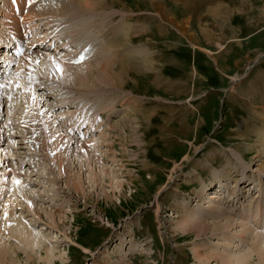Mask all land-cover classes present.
Returning <instances> with one entry per match:
<instances>
[{"label":"rangeland","instance_id":"1","mask_svg":"<svg viewBox=\"0 0 264 264\" xmlns=\"http://www.w3.org/2000/svg\"><path fill=\"white\" fill-rule=\"evenodd\" d=\"M19 1L21 12L15 8L19 19L16 21L33 22L35 32L27 34L26 40L27 26L17 24L20 30L16 31L18 34L23 31L26 46L11 57V74L0 78V84H6L4 79L8 78L12 88L7 90L0 85L3 90L0 176L5 175L11 187L2 196V203L13 194L16 185L12 181L17 168L20 178H26L23 184L28 196L33 190V196L37 192L38 199L45 200L50 195L51 201L37 200V205L34 201L35 211H28L23 196L16 197L27 225L45 235L47 241L51 239L52 250L59 257L54 264H108L109 259L117 264L123 256L120 253L126 251L129 253L124 259L133 264H196L193 248L200 244L207 247L216 241L225 242L226 252L237 261L252 241L242 239L245 227L238 223L242 221L247 227L253 224H247L248 220L243 221L239 216L250 212L246 205L254 206L253 215L259 202L260 206L264 205V145H260L264 137L258 142L256 134L264 129V0H102L98 10H82L80 16L86 17L81 22L88 25L85 32L76 33L78 27L73 24L76 42L72 43L68 40L71 29L65 33L68 21L64 16L44 15L42 20L40 16H32L35 7L40 14L45 13L43 2L48 0ZM56 1L49 7L53 12L60 5ZM3 3H7L4 6L7 14L0 15V27L5 21L6 33L2 34L6 35L12 31L10 26L15 25L10 15L14 12L11 0H0V5ZM25 16L28 21L23 19ZM114 32H117L114 44L121 47L110 61L115 62L112 66L115 73H124L122 86L111 85L110 90L107 82H103V86L87 90H75V87L60 90L55 72L44 67L47 58L74 62L75 56L71 54L76 45L80 48V39L89 50L87 54L94 56L100 52H95L96 46L107 45ZM81 34L83 38H79ZM125 35L132 37V42L123 47L119 42ZM29 43L34 44L27 48ZM3 49L0 57L5 56ZM132 49L135 54H130ZM111 54L106 55V61ZM35 55H41L44 60L31 71L26 62ZM83 58L76 56L81 61L75 63H83ZM95 76L91 81H95ZM27 92H34L43 102L47 131L42 138L46 145L42 144L41 153L31 151L30 147L20 148L23 145L19 143L27 140L22 127L3 125L11 116L21 121L30 108L38 110V103L29 99ZM130 100L136 105L133 109L141 107L143 112L131 113ZM123 118L125 122H121ZM114 125L120 128L116 132L112 130ZM86 148L91 151L90 156L86 155ZM35 152L39 165L32 163L31 154ZM257 155L262 160L257 161ZM61 165L67 166L68 171ZM37 172L43 176L49 172L50 183L39 175L33 176ZM80 180L84 190L75 188ZM116 180L122 187L117 189ZM219 185L224 188L220 189ZM219 189L226 200L225 204L216 205L209 193L220 192ZM236 194L239 201L229 202L237 198ZM177 200L185 206L182 208L185 213H198L200 218L213 206L225 208L229 211L226 216L232 217L237 226L227 231V239L221 235L209 240L204 233V237H197L194 233L177 231L181 219L174 217ZM5 207L6 204L0 206L1 215ZM36 210L37 214L41 212L39 217ZM46 210L57 219V215L64 216L53 224ZM225 222L222 219V224ZM256 232L264 235L262 228ZM120 237L125 241L123 247L116 246L121 242ZM12 243L16 244L13 240ZM218 246L215 250L221 249ZM9 248L17 254L7 259V264H47L42 258L45 247ZM256 254H252L251 262L260 264Z\"/></svg>","mask_w":264,"mask_h":264},{"label":"bare ground","instance_id":"2","mask_svg":"<svg viewBox=\"0 0 264 264\" xmlns=\"http://www.w3.org/2000/svg\"><path fill=\"white\" fill-rule=\"evenodd\" d=\"M50 1V2H48ZM48 1H45L43 2L45 7L44 9L46 10L45 13H39L38 11H36V7L33 8L35 9L34 12H31L33 15L32 16H40L41 17V20L44 19V15L45 16H49L52 15V16H55L53 14H58L59 17L61 16H64L65 19H67L66 23H68L65 27H66V32L67 33V30L68 29H71V32H68V35H71L68 40H70V42H76V39L74 38V34H73V24L76 23L74 26L78 27L77 29H75L74 31H76V33L78 32H85V24L88 23H83L81 22V19L84 20L83 17H86V16H80L81 15V12L82 10H87V11H96L99 9V6L101 4L100 1L102 0H57L56 2L54 3H57V2H60V5L58 6V8L55 10V12H53L52 8H49L51 7V4L53 3V0H48ZM5 2H8V0H5ZM12 2V6H13V14H10V15H13V19H12V23H14L15 25H11L10 28H11V33H7L6 35H3L2 33L5 32V29H6V22L5 21H2V24L3 25L2 27H0V49H4L3 50H6L4 51L5 52V56L3 54V56L0 57V72H4V73H7L8 70H10L11 68V63H12V58L13 57V53H12V50H10V48H12V45H14V47H17L18 45V49H21L23 48V38H22V34L21 32L19 31V35L16 31V29L18 28L17 24H20L18 21H16V18L18 19V15L16 14L17 11L15 8H17L19 11L18 13L21 12V7H20V1L19 0H11ZM30 1H28V5L30 6ZM7 5V3H3L2 5H0V15H5L7 9L4 8V6ZM23 6V10H24V4L22 5ZM26 6V5H25ZM98 6V7H97ZM32 7V6H30ZM29 7L30 11L31 8ZM34 7V6H33ZM38 10V9H37ZM79 11V12H78ZM7 14V13H6ZM29 14V13H28ZM79 15V16H78ZM84 15V13L82 14ZM67 16H69V18H67ZM43 17V18H42ZM56 17H58L56 15ZM82 17V18H80ZM26 16L23 17L24 20L28 21ZM74 18V19H73ZM38 19V18H37ZM58 19V18H57ZM19 20V19H18ZM56 20V18H55ZM59 20V19H58ZM87 20V19H85ZM24 22V21H23ZM51 23H52V20H51ZM9 25V24H8ZM14 27V29H13ZM49 28H51V25L49 26ZM74 27V28H75ZM48 28V29H49ZM116 28V27H115ZM19 29V28H18ZM20 30V29H19ZM53 30V29H52ZM88 30V28L86 29ZM6 33V32H5ZM117 32H114L113 35L111 36V39L110 41L108 42L107 45H104L103 47H101V45H97L96 48H95V52L96 51H100V52H96V54L94 56H91L90 54H87V52L89 50H87L88 48H84V42L82 39H80L79 41V45H80V48L78 45L77 48L74 49L73 51V54H71L72 56H75L74 58V62H72V60H68V59H61L59 61H55L53 58L50 59V58H47V61L44 63V67H48L49 70L51 72H55V78L57 79L59 83L58 87L59 89L61 90H73V87H75L74 89L76 90H87L89 88H97L98 86H103L104 83L103 82H107L106 85H108L107 89H110L109 86H122V83L123 82V77H124V73H115L114 72V68H112V66L114 65L115 62H111L113 58L116 57V53L115 51H117L118 47L120 48L121 45H119L118 43L115 45L114 43H116V35ZM14 35L16 36L15 38L16 39H12V37L10 35ZM62 34V33H61ZM60 34V35H61ZM76 35V34H75ZM78 35V34H77ZM9 36V39L7 38ZM84 37V36H83ZM82 37V34H81V37L79 38H83ZM89 37V36H88ZM129 35H125V38L124 40H122L121 43L123 47L129 45L132 40V37H130ZM98 38V37H97ZM14 40V42H13ZM11 42V46H8V43ZM36 42V41H35ZM34 42V43H35ZM87 42H90L89 40ZM34 43H29V47H32V44ZM58 43V42H57ZM94 43V42H93ZM96 44V43H95ZM93 44V45H95ZM10 45V44H9ZM65 46V44H61L60 46ZM20 46V48H19ZM38 46V45H37ZM73 47V44L71 45ZM91 46V45H90ZM80 49V50H79ZM126 49V48H125ZM87 50V52H86ZM109 50L111 52H113L112 54L109 52ZM94 52V50H93ZM107 52L109 54H107ZM120 53V51H119ZM134 53L133 49H132V52H130V54ZM112 55L110 56L109 60L106 61V55ZM129 54V56H130ZM78 55H83L84 58H83V63H75L76 61H81V60H77L76 59V56ZM44 57V56H43ZM113 57V58H112ZM132 57V55H131ZM24 58V57H23ZM41 58V59H40ZM104 61H103V60ZM41 60H44L42 59L41 55H35V56H32L30 59H28V61L26 62L27 66L29 69H31V71H34L35 68L37 67V65L40 63ZM50 60V61H48ZM111 60V61H110ZM114 61V60H113ZM37 63V64H36ZM24 65V64H23ZM115 67V66H114ZM58 69H61L62 71H59ZM124 70V69H123ZM49 71V72H50ZM36 72V71H35ZM32 74V73H31ZM46 74V73H45ZM53 74V73H52ZM41 75V74H40ZM43 75V74H42ZM48 75V74H47ZM47 75H45L47 77ZM93 75H96L95 77V81H91L92 79V76ZM4 77V76H3ZM27 77V76H26ZM45 77V78H46ZM41 78V77H40ZM4 80H7V83L6 84H0L2 87L4 86L7 90H12V88H10V81L8 80V78L4 79ZM29 80V79H28ZM50 80V79H49ZM67 82H66V81ZM80 80H84L86 81L87 84H84V82H81ZM69 81V82H68ZM97 81L100 82L99 83H96ZM30 82V81H29ZM51 82V81H50ZM92 82V83H91ZM95 82V83H94ZM103 83V84H102ZM256 83V82H255ZM99 84V85H98ZM0 86V87H1ZM42 86V85H41ZM2 87L0 88V99L2 98L3 94H2ZM99 87V89H100ZM117 87H115L117 89ZM40 88V87H39ZM86 88V89H85ZM112 88V87H111ZM98 89V90H99ZM104 90V89H103ZM111 90V89H110ZM105 91V90H104ZM108 91V90H106ZM24 93V90L21 91ZM97 92V91H95ZM99 92V91H98ZM97 92V93H98ZM14 93V92H13ZM65 93V92H64ZM69 93V92H68ZM82 93V92H81ZM27 94H30L29 97L26 96V94H24V98L25 100L27 101V97L29 99H31L32 101H35L38 103V110L33 107V108H30L31 111L27 112L24 116V118L21 120V121H17V119L15 117H10L9 120H5V122H3V125H4V128H10V127H15L16 125L17 126H20L22 127L23 129L21 130V132L23 133V137L26 140V142L24 144H21V142L19 143L20 145H23L21 146L20 148H29L30 147V150L31 151H36V152H42V144L46 145V142L42 140L43 138V135L46 134V123H45V115L43 116V113H44V109H42V105H43V102H41V99L39 98V96L37 97L36 94L34 92H27ZM85 94V93H84ZM88 94V93H87ZM90 94V92H89ZM6 95H8V93H6ZM67 91H66V95L65 97L67 96ZM83 95V94H82ZM86 95V94H85ZM108 95V93H107ZM9 96H11V94L9 93ZM92 96V95H91ZM110 96V95H109ZM63 98V99H66V98ZM69 97V96H68ZM67 99H70L68 98ZM100 97V96H99ZM84 98V97H83ZM86 98V96H85ZM84 98V99H85ZM88 98V97H87ZM74 99V97H73ZM83 99V102H85ZM45 100V99H44ZM72 100V99H71ZM91 100V99H90ZM99 100V99H98ZM2 101V100H1ZM46 101V100H45ZM74 101V100H73ZM72 101V102H73ZM3 102V101H2ZM87 102V101H86ZM111 103V102H110ZM129 105H130V111L131 113L135 112V113H140V112H143V109L140 107V108H136V109H133L132 107L133 106H136V105H132V100H130L129 102ZM51 106V104H50ZM110 106V105H109ZM47 109V107H46ZM42 110V112L40 111ZM146 111V109H145ZM9 114H11V111H10V108H9ZM45 114V113H44ZM87 116V115H86ZM86 118V117H85ZM130 118V117H129ZM141 118V117H140ZM0 119H1V116H0ZM8 119V118H7ZM139 119V118H137ZM2 120V119H1ZM87 120V119H86ZM126 118H123V121L121 122H125ZM264 120V119H263ZM128 121V120H127ZM130 121V120H129ZM133 122V121H132ZM2 124V123H1ZM58 124V123H56ZM263 124V123H262ZM127 125V124H126ZM130 125V124H129ZM127 127V126H126ZM126 127H123L127 130ZM132 128V126H131ZM110 129V128H109ZM120 128L118 127V125H114L113 126V131L115 130V132L117 130H119ZM257 134V137H258V142L261 138L264 137V129H259V132L256 133ZM13 135V134H11ZM21 136V135H19ZM120 136V135H118ZM63 138H66V141H69L71 140L70 137H63ZM73 141V140H72ZM74 142V141H73ZM260 145H264V140H260ZM15 145V143H14ZM34 145V146H33ZM16 146V145H15ZM33 146V147H32ZM48 149V148H47ZM86 151V155H89L91 154V151L88 150L87 148L85 149ZM94 151V150H93ZM92 151V152H93ZM33 153L31 155L34 156V159L32 160V163L33 165H36L38 164L39 165V161H36V157L38 156L37 153ZM48 154V153H47ZM46 154V155H47ZM19 157H22V156H19ZM255 157V156H254ZM88 158V156H87ZM21 160V162H24L23 159L19 158ZM38 159V158H37ZM256 159L257 161H260L262 159L258 158V155L256 156ZM39 160V159H38ZM64 160L61 159L60 160V164H62ZM263 162V161H262ZM67 163V162H66ZM42 164V163H41ZM46 164V163H45ZM262 165V164H261ZM60 166V165H59ZM65 165H61V167L63 168ZM67 166H65V171L67 172L68 171V168L66 169ZM1 168V167H0ZM58 168V167H57ZM5 168H3L4 170ZM18 169V168H17ZM17 169L15 170V175L16 176L15 178L18 179L16 180L15 178L13 179V183H15V185H13L14 187V190L12 189L13 191V194H10L13 198H11V196H8L7 199L5 198V202L2 203V196H4V193L6 191H8V184L9 182H7L8 178L6 179L4 176L0 178V206L3 207L4 204H6V207H5V211L4 213L1 215L0 213V262L2 264L6 263L5 261L8 262V260L12 259L13 256L15 254H17L16 250H12L11 248L8 249V247H18L17 249H22L24 247H30V248H34V247H45L46 249V254L42 257L43 260L47 263V264H54V262L59 258L58 256H56L55 252L52 250L54 249L53 245L50 243L52 242L51 239H50V242L47 241V237H45V235L41 234V232L39 233V231H36L35 229H31L30 226L27 225V221L25 222V219H24V216H23V212L24 210L22 211L21 208H18L20 207L19 204L21 203L20 201H18L17 197L18 196H23V199L25 198V203H27V208H28V211H32L34 210L35 211V206L37 205V202L40 201V202H46L45 200L47 201H51V198H50V195L47 196L45 195V197H49L48 199H38V193H34V194H37V196H33V193L34 190L29 194L30 196L32 195V197L28 196L25 189H24V184L23 182L26 180V178H20L22 177L20 172L18 174L17 172ZM103 169V168H102ZM2 170V169H1ZM6 170V169H5ZM34 171V170H32ZM32 171H30V173H33ZM5 172V171H4ZM8 172V170H7ZM14 172V171H13ZM3 173V172H1ZM113 173V172H112ZM49 172L46 174H44V176L42 174H40V172L37 174H34L33 176H37L39 175V178L43 179L46 183H50V180L51 178L49 177ZM109 174V173H108ZM31 175V174H30ZM111 175V174H110ZM66 176V175H65ZM29 177V176H28ZM108 177V176H107ZM115 177V176H113ZM102 178V177H101ZM38 179V178H37ZM37 179H33L32 181H37ZM83 180V179H82ZM82 180L79 181V185L78 184H75V188H77L78 190L80 189H83V186L84 184H82ZM115 179H113L114 181ZM117 183H114L115 186L117 187H122L121 183H118L119 181L116 180ZM11 182V181H10ZM41 182V180H39V183ZM95 182V181H94ZM223 186H225V184L223 182H221ZM220 183V184H221ZM11 184V185H12ZM34 184L37 185V183L34 182ZM113 184V183H112ZM113 184V185H114ZM80 188H79V187ZM166 186V185H165ZM223 186H220V189L224 188ZM45 187V186H44ZM235 187V186H233ZM28 188V187H27ZM11 189V187L9 188ZM41 189V188H40ZM60 189V188H59ZM115 188V190H117ZM123 190V188H121ZM219 189V190H220ZM39 190V189H38ZM84 190V189H83ZM122 190L120 192V195L122 194ZM113 191V189H112ZM14 192L16 193V195L14 196ZM28 192V191H27ZM84 192V191H83ZM160 192V191H159ZM163 192V191H161ZM7 193V192H6ZM114 193V192H113ZM39 194H41V192H39ZM84 194V193H83ZM116 194V193H114ZM123 195V194H122ZM261 194H259V197ZM17 196V197H16ZM106 196L108 197V194H106ZM209 198L211 200H213L216 205L217 203H223L225 204V200H226V197H225V194L222 190H220V192H211L209 193ZM237 196V198H234V199H229V202L231 201H235L236 199L239 201L240 198L239 195H235ZM262 196H264V191L262 192ZM5 197V196H4ZM46 197V198H47ZM231 197V196H230ZM40 198V197H39ZM38 200V201H37ZM36 202V205L34 206L33 203ZM237 201V202H238ZM113 202V201H112ZM177 204L174 205V209H176V214L174 217H177V218H181L179 220V225L178 227H176L177 231L180 230V231H184L185 233H194L196 234L197 237H204L203 235L206 234V239H209V238H214V239H218L217 237L218 236H224V239H227V236H228V232H229V229H232L233 227L235 228L237 226V223L235 220L232 219V217H229L228 215L226 216V214L229 212L227 211V209L225 208H219V207H214L213 208H210V212H206V215H203V217H199L198 213L195 214L194 212H188V213H185V211L182 210L183 206L181 204V202L179 200H177ZM228 202V203H229ZM176 203V202H175ZM184 203V202H183ZM199 203V202H198ZM260 203V202H259ZM257 204L256 206V210H255V214L253 215L252 214V210L254 209V206H250V205H246V208L250 211L248 213H246L245 216H242V214L239 216L243 221H247L248 220V223L247 224H252L250 226H245L246 224H244L242 221L239 222L238 224H240L242 227H245L242 231L243 236L244 238H242L243 240L245 239H251V243H250V247L249 249L246 251V252H243V254H239V256L236 258L237 261L235 260L234 257H232L230 254H228L226 252V250H228L227 248H225L226 244L225 242L224 243H220L219 242H215L214 244H209V246H203L202 244H200V246H197L196 248H193L192 250V253L194 255V259L197 261L196 264H212V261L215 262V264H217L219 261H222V263L224 264H253L251 262V256L253 253L257 252L258 254V258L259 259V262L260 264H264V235L263 232H260L262 234H257L256 232V229L258 228H262L264 230V205H261L260 204ZM205 204V203H204ZM213 204V203H212ZM214 205V204H213ZM209 206V205H208ZM230 206V205H229ZM44 207V206H43ZM210 207V206H209ZM212 207V206H211ZM222 207V206H221ZM18 209L20 210V213L18 214ZM40 209V208H39ZM1 210V208H0ZM49 210V209H48ZM231 211V210H230ZM25 213V212H24ZM37 214V210L35 212ZM40 213L41 212H38V217L40 216ZM45 213L47 214L48 218H50L53 222V224H57L58 222L57 221H60L59 219L62 218V214L60 215H57L58 216V219L57 217L55 218V215L54 213H51V212H48L47 210L45 211ZM204 213V212H203ZM205 214V213H204ZM230 214V213H229ZM249 217H247L248 215ZM34 215V213H33ZM225 215V217L223 218V216ZM231 215V214H230ZM232 216V215H231ZM205 217H213V218H218L217 221H213V222H210L207 221L205 219ZM32 218V217H31ZM203 218V219H202ZM34 219V218H33ZM41 219V218H40ZM64 219V218H63ZM222 219H226V222L222 224ZM235 219V218H234ZM213 220V219H212ZM224 221V220H223ZM29 223V222H28ZM32 223V222H31ZM174 228V231L176 230ZM42 230V229H40ZM48 230V229H47ZM239 230V229H238ZM237 230V232H238ZM9 231V232H8ZM228 231V232H227ZM234 231V230H233ZM8 232V233H7ZM211 232V233H209ZM204 233V234H203ZM239 233V232H238ZM237 233V234H238ZM203 234V235H202ZM208 234H211V236H207ZM245 234H248V238L246 237ZM242 236V237H243ZM8 237V238H7ZM45 237V238H44ZM52 237V236H51ZM237 237V236H236ZM246 237V238H245ZM220 239V238H219ZM229 239V237H228ZM10 240V242L8 243L7 241ZM12 240L15 243H12ZM210 240V239H209ZM222 240V239H221ZM242 240V242H243ZM120 243H118L116 246H119V247H123L124 246V239H122V237H120ZM225 241V240H224ZM123 242V243H122ZM222 242V241H221ZM227 242V241H226ZM247 242V241H246ZM122 243V244H121ZM212 243V242H211ZM228 243V242H227ZM52 245V246H51ZM220 245L221 249L219 250H215L217 249ZM232 245V244H231ZM218 246V247H217ZM245 246V245H244ZM22 247V248H21ZM52 247V248H50ZM224 247V248H223ZM228 247H230L228 245ZM237 249H241V247L239 245H236L235 246ZM31 249V250H35L34 249ZM14 249V248H13ZM25 250V248H24ZM243 250V249H242ZM244 251V250H243ZM32 252V251H31ZM122 252V251H121ZM124 252V250H123ZM129 251H126L125 253H120L121 256L120 258H118L117 260V264H133L132 262H127L125 259H124V256H126V254H128ZM226 253V254H225ZM252 253V254H251ZM14 254V255H13ZM256 254V255H257ZM30 255V254H29ZM255 255V256H256ZM254 256V257H255ZM32 257V255H31ZM8 259V260H7ZM16 260V259H15ZM17 261V260H16ZM16 261H14L16 263ZM119 261V262H118ZM235 262V263H234ZM13 263V262H12ZM7 264V263H6ZM108 264H114V263H111L110 262V259L108 261Z\"/></svg>","mask_w":264,"mask_h":264},{"label":"snow or ice","instance_id":"3","mask_svg":"<svg viewBox=\"0 0 264 264\" xmlns=\"http://www.w3.org/2000/svg\"><path fill=\"white\" fill-rule=\"evenodd\" d=\"M77 62H79V61H77ZM59 71H62L61 69H58Z\"/></svg>","mask_w":264,"mask_h":264}]
</instances>
